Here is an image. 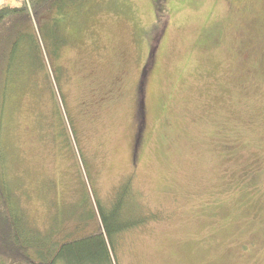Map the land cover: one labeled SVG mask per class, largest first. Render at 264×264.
<instances>
[{
	"label": "rangeland",
	"instance_id": "1",
	"mask_svg": "<svg viewBox=\"0 0 264 264\" xmlns=\"http://www.w3.org/2000/svg\"><path fill=\"white\" fill-rule=\"evenodd\" d=\"M80 14L56 57L36 32L35 69L6 86L3 173L26 236L87 198L109 209L129 180L144 223L111 264H264V0H88Z\"/></svg>",
	"mask_w": 264,
	"mask_h": 264
},
{
	"label": "trees",
	"instance_id": "2",
	"mask_svg": "<svg viewBox=\"0 0 264 264\" xmlns=\"http://www.w3.org/2000/svg\"><path fill=\"white\" fill-rule=\"evenodd\" d=\"M87 3L88 0L0 2V125L6 86L15 67L22 73H31L35 69L33 59L40 53L36 32L46 54L56 57L65 41L61 29L65 27L66 19L81 15ZM158 7L157 10L163 11ZM159 17L158 13L154 29L163 27L166 22L164 18L165 22L160 23ZM149 31L150 38L152 28ZM142 82L143 79L140 85ZM1 152L0 138V264H111L114 239L122 231L144 223L141 211L138 212V207L131 201L129 180H124L115 189L109 209H105L98 199L87 198V205L77 206L49 233L41 235L31 228L30 239L26 236L29 229L16 217L9 203Z\"/></svg>",
	"mask_w": 264,
	"mask_h": 264
}]
</instances>
